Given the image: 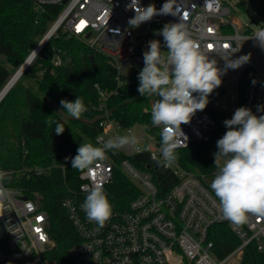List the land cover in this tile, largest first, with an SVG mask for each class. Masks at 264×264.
<instances>
[{
	"label": "built area",
	"instance_id": "obj_1",
	"mask_svg": "<svg viewBox=\"0 0 264 264\" xmlns=\"http://www.w3.org/2000/svg\"><path fill=\"white\" fill-rule=\"evenodd\" d=\"M63 1L34 0L35 10L42 12L46 5H62L60 14L48 29L52 31L51 37L59 34L74 37L92 51L95 63L97 57L108 64L116 87L108 89L102 88L99 83L95 85L104 101L117 94L124 85L122 76L126 75L123 72L126 65L144 63L141 44L157 23H175L179 22L180 16L186 17V24L197 38L199 29L206 28L207 35L200 43L217 61L220 69H225L228 58L235 60L243 56V41L252 36L243 34L237 25L236 4L231 5L225 0H175L177 16L157 15L139 28L128 25V20L135 15L127 8L131 0ZM165 2L140 0V5L154 4L159 9ZM163 51L166 52L167 48ZM217 51L222 57L216 54ZM64 63L63 51L55 50L54 66ZM221 79V86L209 95L206 108L197 111L189 123L181 125L187 140L177 134V140L183 145L177 150L210 142L217 126L210 109L227 110L233 115L226 106L229 98L237 106L236 109L248 107L253 114L264 115V111H258V106H264L263 70L252 63H245L238 69L228 68ZM241 83L245 86L242 103L239 93ZM105 107L106 103H102L100 108ZM105 111V118L100 122L102 132L95 138L96 145L131 131L140 139V146L145 148L142 153H148L151 160L153 156L160 157L161 137L151 131L155 128L160 134V128L146 129V124H137L139 132L134 133L133 126H123ZM123 149L119 151L126 157H121L118 151L115 154L109 151L106 159L80 172V191L82 195H87L88 188L99 186L107 194L115 171H120L139 190L128 208L113 209L105 226L97 230V225L88 221L81 209L85 198H69L63 203L81 239L69 249L73 264H226L235 257L240 261L246 247L254 241L258 250L264 249V215L248 214L243 224L222 219L219 201L203 181L204 175L184 168L177 161L170 166H162L177 179L163 193L151 172L141 169L128 157L141 153H136L133 148L130 152ZM217 160L223 165L222 157H217ZM4 187L10 197L5 205H0V264H57L44 259V254L53 246L48 213L37 200L24 195L21 189L5 184ZM220 223L228 224L240 241L224 258L218 256L210 235L211 228Z\"/></svg>",
	"mask_w": 264,
	"mask_h": 264
},
{
	"label": "trees",
	"instance_id": "obj_2",
	"mask_svg": "<svg viewBox=\"0 0 264 264\" xmlns=\"http://www.w3.org/2000/svg\"><path fill=\"white\" fill-rule=\"evenodd\" d=\"M249 3L264 17L253 0ZM246 9L239 1L236 5ZM62 5H46L42 12L35 10L34 0H0V92L9 79L28 58L47 33L50 24L58 17ZM157 23L150 36L141 46L147 50V43L154 33L163 28ZM249 32V31H247ZM61 49L65 58L62 66H54L55 50ZM92 51L82 42L65 34L51 37L44 45L19 80L0 101V171L6 173L4 184L19 188L24 195L37 200L49 216V234L53 246L44 254V259L57 264H73L69 249L80 242L64 201L69 198L82 199L79 174L72 169L71 160L80 143L95 144V138L102 132L100 122L109 116L125 127L148 124L151 121V105L156 97H143L137 91L138 74L144 63L132 75H123L125 80L117 94L103 100L98 88L114 89L108 64L96 57L95 65L90 60ZM26 80L35 81L38 91L34 92ZM245 86L240 84V101L243 102ZM81 97L87 107L79 120L71 118L61 107L60 101H74ZM106 103L105 108H100ZM217 126L212 139L207 143H196L177 150L179 162L184 168L204 175L203 181L210 187V180L217 173L214 154L218 151L217 140L227 131L223 121L231 119L227 110L210 109ZM51 119L63 124L65 131L56 135L55 124L49 127L45 121ZM158 134V130L151 128ZM119 155H127L119 151ZM138 167L149 170L161 192H166L176 177L162 166L156 168L148 153L128 156ZM153 164L151 169L148 165ZM36 168L40 169L37 172ZM106 194L113 209H126L139 190L123 173L115 171ZM211 238L220 258L227 256L238 244L239 239L228 224L220 223L211 228ZM2 264H21L4 262ZM240 264H264V249L258 250L254 241L250 243Z\"/></svg>",
	"mask_w": 264,
	"mask_h": 264
},
{
	"label": "clouds",
	"instance_id": "obj_3",
	"mask_svg": "<svg viewBox=\"0 0 264 264\" xmlns=\"http://www.w3.org/2000/svg\"><path fill=\"white\" fill-rule=\"evenodd\" d=\"M174 2L166 0L157 9L154 4L142 7L140 0H131L127 8L135 15L128 20L129 27L139 28L157 15L177 16ZM185 21L186 17L180 16L179 22L166 23L154 33L163 36L167 51L161 50L159 40L148 41L147 50L143 52L144 66L138 74L139 94L146 98L160 97L152 104L150 121V126L160 128V157H152L158 166L176 163L177 149L183 146L177 140V134L187 140L181 125L189 123L197 111L206 108L209 95L221 86V77L228 68L238 69L250 60V54L235 60L224 59L226 67L220 69L200 43L206 37L207 29L201 27L199 37H194ZM257 28L259 30L247 40H254L264 50V28ZM216 54L220 55L219 51ZM60 105L76 120L88 110L79 96L74 101L62 99ZM258 111H264V106H258ZM45 123L49 127L55 124L56 135L65 131L63 124L51 116ZM223 124L227 131L216 142L218 151L214 156L218 171L210 188L219 201L222 219L243 224L248 214L264 215V115L257 116L250 108L242 106ZM145 128L149 125L146 124ZM140 144V139L129 131L127 135H116L98 145L80 143L77 154L65 159L71 160L72 169L83 172L106 159L109 151L115 154L122 148L132 147L136 153H142L145 148ZM217 157L224 159L223 165L218 163ZM5 178L6 173L0 171V205H5L10 197L4 187ZM86 191L81 209L86 219L97 225V230L102 229L112 215L113 206L102 187L94 186Z\"/></svg>",
	"mask_w": 264,
	"mask_h": 264
},
{
	"label": "rangeland",
	"instance_id": "obj_4",
	"mask_svg": "<svg viewBox=\"0 0 264 264\" xmlns=\"http://www.w3.org/2000/svg\"><path fill=\"white\" fill-rule=\"evenodd\" d=\"M227 3L234 5L238 4L239 1H243L246 4V9H240L236 6V21L237 25L239 26L240 30L243 34H251L253 35L256 31L259 29L257 26H260V28H264V17L254 8L251 3H249V0H225ZM253 3L259 8L264 10V0H253ZM249 31V32H247ZM243 56L250 54V60L248 63L254 64L257 68L264 71V50H262L254 40H244L243 41ZM136 64H128L124 67L123 72L126 75H132L137 70ZM231 69V68H229ZM234 70V69H231ZM25 84L28 85L34 92L38 91V87L35 81L32 80H26ZM227 108L234 114L236 110V105L231 102V99L229 98L227 102ZM134 133L139 132V125L133 126ZM125 151H132V147L124 148ZM213 178L210 180L212 182ZM226 264H240V261L238 258H233L230 261H228Z\"/></svg>",
	"mask_w": 264,
	"mask_h": 264
},
{
	"label": "water",
	"instance_id": "obj_5",
	"mask_svg": "<svg viewBox=\"0 0 264 264\" xmlns=\"http://www.w3.org/2000/svg\"><path fill=\"white\" fill-rule=\"evenodd\" d=\"M67 0H64L63 3H65ZM156 33V32H155ZM52 35V31L49 30L45 36L42 38V40L39 42V44L36 46V48L33 50L35 52H31V54L28 56V58L23 62V64L18 68V70L13 74V76L9 79V81L7 82V84L4 86V88L1 90L0 92V101L5 97V95L8 93V91L13 87V85L15 83H11L12 80L14 79L16 74H19V76L21 77V75L25 72V70L29 67V65L32 63V61L34 60V58L38 55V53L41 51V49L44 47V45L48 42V40L50 39ZM153 39L155 40H159L161 42V50L163 51L164 49H166V46L164 45V41H163V36L162 35H158V34H154ZM90 60L91 62L95 65V58L93 55H90ZM19 77V78H20ZM155 97V96H154ZM158 99H160V97H157ZM152 165L149 164L148 168H151ZM156 168H159V166H156ZM104 190V189H103ZM105 192V190H104Z\"/></svg>",
	"mask_w": 264,
	"mask_h": 264
},
{
	"label": "bare ground",
	"instance_id": "obj_6",
	"mask_svg": "<svg viewBox=\"0 0 264 264\" xmlns=\"http://www.w3.org/2000/svg\"><path fill=\"white\" fill-rule=\"evenodd\" d=\"M19 74H16L11 83H16L19 80Z\"/></svg>",
	"mask_w": 264,
	"mask_h": 264
}]
</instances>
